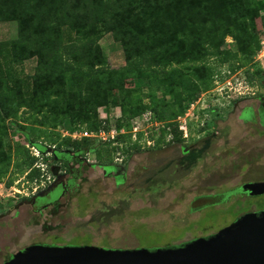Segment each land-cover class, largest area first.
<instances>
[{
  "label": "rangeland",
  "instance_id": "374dc122",
  "mask_svg": "<svg viewBox=\"0 0 264 264\" xmlns=\"http://www.w3.org/2000/svg\"><path fill=\"white\" fill-rule=\"evenodd\" d=\"M256 2L258 5L261 4L259 16L255 19L260 49L261 41L264 42L262 33L264 0ZM60 36L64 44L82 42L75 31L67 25L60 26ZM16 37V21L0 20V79L5 78L10 88L17 79L24 94H27L32 87L37 58L12 62L9 57L10 50L5 44ZM99 45L107 59V67L118 69L125 65L122 46L111 33L103 32ZM220 50L230 53L226 57L222 54L221 56L209 54L204 58V63L214 70V78L215 75L219 80L223 78L219 83L230 79L233 74L244 77L246 70L253 72L254 77L252 83L248 82L252 88L245 90L244 94L239 95L240 98L236 97L237 93H232L233 97L228 90L226 93L222 90L218 92L216 88L221 84L216 85L215 81L211 88L200 93L198 103L192 110L194 117H191L192 119L188 117V137L181 143L193 144L205 133L214 132L211 140L213 144L203 161L192 169L176 168L168 166V159L172 156L174 148L172 145L163 151L158 148L141 151L132 148L131 143L134 141L127 131L131 128V123L127 126L128 120H122L121 126H117L122 113L118 92L114 91L110 105L98 107L93 115L97 121L108 123L110 128L116 125V131L120 132L122 128L125 130L116 134L109 143L92 138L90 146L97 147V155L100 154L103 159L109 156V151H115V146L138 151L131 157L128 180L118 186L120 193H115V189L113 194L107 192L96 197H91L90 194L91 189L95 191L94 187L91 188V181H80L77 191L80 192L77 194L79 197L71 198L69 202L59 207L57 213L47 221L52 226L50 229H44L42 219L39 224L29 222L26 218L29 207L26 205L20 207L19 214H14V205L43 185L36 180L38 178L36 174L30 175L34 171L32 170L34 165L31 168L24 166L28 156L21 152L27 149L29 155H32V145L26 140L23 132L28 133L31 140L47 146L44 153L48 159L51 150L48 146L58 147V141L68 137L66 132L78 130L80 126L88 129V125L73 123L68 119L61 123L57 122L56 125L52 119H42L43 123H38L35 121L37 117L27 108L19 109L17 117L0 119V135L2 134L4 148L11 158L9 164L5 166L7 171L0 179V264H4L8 259L6 257L12 252H17L32 242H51L52 238L54 241L58 240L59 244L71 241L75 245L83 243L82 245L92 244L105 248L177 246L199 237L211 236L246 212L264 210V194L245 196L240 189L234 190L227 197H221L216 201H220L217 204L198 202L194 209L192 205L189 206L192 200L202 194L219 195L246 182L264 181V129L259 123L243 122L239 118V113L246 106L252 107L255 111L258 109L259 100L253 97L264 94V57H258V50L249 61L240 55L233 56L237 48L230 36L226 37ZM221 57L228 61H222ZM237 61L243 62L241 69L226 75L228 66L234 65ZM178 66L184 65L173 64L168 69ZM148 85L145 76L125 80L127 88L141 89L144 93L150 90ZM69 88L74 89L75 86L70 84ZM153 90L156 96H163L161 87L153 85ZM246 92L255 94L252 96L245 94ZM144 93L137 91L133 95L147 102ZM166 99L170 97L166 96ZM235 103L237 106H234ZM262 121L264 122V119ZM149 134L151 135L152 131H149ZM149 134L143 136L140 134L142 143L146 144L145 140ZM157 134L159 133L156 131L154 135ZM87 157L93 160L95 154L90 153ZM159 169H162L161 178L158 176L148 178L149 175L154 176L155 171ZM85 174L89 175L88 172ZM9 180H13L11 185H7Z\"/></svg>",
  "mask_w": 264,
  "mask_h": 264
},
{
  "label": "trees",
  "instance_id": "16d2710c",
  "mask_svg": "<svg viewBox=\"0 0 264 264\" xmlns=\"http://www.w3.org/2000/svg\"><path fill=\"white\" fill-rule=\"evenodd\" d=\"M260 5L256 0H0V20L17 23V37L5 44L10 60L18 63L37 58L27 94L17 79L11 88L5 78L0 79V119L17 117L19 109L27 108L38 123L52 119L56 125L68 119L87 124L88 131L108 130L109 124L97 121L93 114L98 107L110 105L117 91L122 113L118 127L122 120H128L130 126L132 118L151 111L163 123L158 136L155 131L148 136L156 146L184 142L176 118L214 83L215 72L204 58L209 54L226 57L230 52L220 48L230 36L237 48L233 56L252 60L260 44L255 24ZM62 24L74 30L82 42L64 44ZM103 32L111 33L121 44L125 60L121 68L106 66L99 45ZM242 63L237 61L228 70L235 72ZM173 64L184 66L168 69ZM252 73L246 70L250 83ZM144 76L148 92L125 86L127 78ZM70 84L75 88L70 89ZM153 85L163 89L162 97L156 96ZM137 91L144 93L147 102L134 97ZM140 134L144 135L138 133V140L131 143L134 149L139 148ZM23 135L44 154L47 146L31 140L26 132ZM91 139L66 137L54 146H90ZM21 154L28 156L24 166L31 168L36 158L27 149ZM10 159L1 134L0 179ZM32 170L30 175L39 177L40 171L34 166Z\"/></svg>",
  "mask_w": 264,
  "mask_h": 264
},
{
  "label": "flooded vegetation",
  "instance_id": "af4514ba",
  "mask_svg": "<svg viewBox=\"0 0 264 264\" xmlns=\"http://www.w3.org/2000/svg\"><path fill=\"white\" fill-rule=\"evenodd\" d=\"M253 98L259 100L258 109L255 111L252 107L246 106L239 113V118L243 122L259 123L264 129V122L262 121L264 119V94L255 96ZM234 106H237L236 103L234 104ZM213 137L214 132H207L202 138H199L193 144L173 143L154 147L146 146L145 144H143L139 145L138 150L141 151L142 149L158 148L160 151H163L167 150V146L172 145L174 148L172 150V156H170V158L168 159V166L192 169L199 162L203 161V158L205 156H207L206 152H208V149L213 144V142H211ZM200 139L203 142H201ZM115 147V151H109V156L105 159H103L100 154L97 155V147L95 146L80 145L77 147L71 146L66 148H52L49 151L50 158L47 159L49 161L48 171L50 175V182L44 185L39 190L33 192L31 195L21 198V200L14 205V214H19L20 207L26 205L29 207L26 216L27 220L29 222H33L34 224H39L40 220L42 219L44 229H50L52 226H50L47 221L52 218V215L57 213L59 207H61V205H65V203L69 202L71 198L79 197L78 195L80 194V192L77 191L80 181H91V188L94 187L95 189L94 192L91 189V197L107 194V192L113 194V191H115V189V193H120L121 190L118 188V186L123 185L127 182L130 164L132 160L131 157L134 153H137L138 151L134 152V149L133 151L132 149H123V146L121 148L117 146ZM90 153L95 154V158L93 160L87 157V155ZM53 167H57L55 175L52 173ZM143 169H146V167H143ZM86 172H88L89 175H86ZM161 172L162 169H159V171H155L154 176L149 175L148 178L153 179L157 176L158 178H161ZM144 177H146V171L144 173ZM50 184H54L52 190H50L49 192H43ZM242 185L233 188L230 191H225L223 194L219 195L211 193L202 194L201 196L196 197L194 200H192L189 206L192 205V208L194 209L195 205L198 202H202V204H217L220 202H216L218 199H221V197L224 198L225 196H229V194H231L236 189L241 190ZM241 192L242 195L250 197L259 195L250 194L249 192L242 190ZM53 239L54 238H52L51 242H32L26 245L25 247L33 244L60 246L75 245L71 241L59 244L57 242L58 240L54 241ZM82 244L83 243H78L77 245ZM25 247L18 249L17 251L22 250ZM14 253L12 252L11 254H9L6 257L8 259L5 260L4 263L8 261Z\"/></svg>",
  "mask_w": 264,
  "mask_h": 264
},
{
  "label": "water",
  "instance_id": "95a60500",
  "mask_svg": "<svg viewBox=\"0 0 264 264\" xmlns=\"http://www.w3.org/2000/svg\"><path fill=\"white\" fill-rule=\"evenodd\" d=\"M56 169H52L54 175ZM241 190L264 194V181L245 183ZM4 264H264V210L246 212L211 236L177 246L121 249L33 244Z\"/></svg>",
  "mask_w": 264,
  "mask_h": 264
},
{
  "label": "built area",
  "instance_id": "2783aa9c",
  "mask_svg": "<svg viewBox=\"0 0 264 264\" xmlns=\"http://www.w3.org/2000/svg\"><path fill=\"white\" fill-rule=\"evenodd\" d=\"M261 46L262 47L258 50V54H257L258 57H264V42L263 41H261ZM231 73L232 72L229 70L226 71V75H230ZM225 77L226 76H224V79ZM215 78H214L215 79L214 81L216 82V85L221 84L220 87L216 88L218 92L222 90L224 93H226L228 90L230 91L231 94L237 93L236 97H239V98H240L239 95H241L242 93L244 94L245 90L252 88L251 85L248 84V80L245 75L244 77H238L235 74H233L230 79H225L224 81H221V83L219 82L220 80H223L222 77L219 80L218 76L215 75ZM245 94L254 95V92H246ZM242 97H245V96H242ZM197 99L191 102L187 110L176 118L177 128L182 133V137L184 139L188 137V132H189L188 130L189 118L188 117H190V119H192L191 117H194L192 110L195 109L194 106L196 103H198ZM130 123H131V128L127 131L130 132L131 139L134 142L138 140V133L143 132L145 135H148L149 131H154V130H156L157 133H159L160 129L163 127V123L159 121L151 111H145L142 114L136 116L135 118H132L130 120ZM111 127L112 128L108 130L100 129L98 131H88L84 127H80L78 130H74L72 132H66L65 134L66 136L70 137L72 140H81L84 137H89V138H95L96 140L102 141L103 143L104 142L109 143L113 141L116 134L120 132L122 133L125 130L124 128H122L121 131L119 132V131H116L114 125H112ZM158 135L159 134H157V136ZM109 136L111 138H109ZM170 138H171V134L167 136V140H169ZM145 143H146L145 145L147 146H153V147L156 146L155 141L153 139H149L148 137L146 138ZM143 144L144 143H142L140 139L139 145H143ZM54 147H55L54 145L48 146V148L50 149ZM31 153H32V156L36 158L34 167L40 171V175L36 180L42 182L43 183L42 187H43L44 185L50 182V175L48 171L49 161L45 159L46 158L45 153L44 154L40 153L38 149L34 146L31 147Z\"/></svg>",
  "mask_w": 264,
  "mask_h": 264
}]
</instances>
